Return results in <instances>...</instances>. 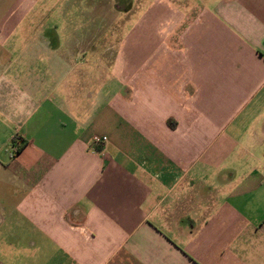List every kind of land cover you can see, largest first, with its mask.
I'll return each instance as SVG.
<instances>
[{
    "label": "crops",
    "instance_id": "crops-1",
    "mask_svg": "<svg viewBox=\"0 0 264 264\" xmlns=\"http://www.w3.org/2000/svg\"><path fill=\"white\" fill-rule=\"evenodd\" d=\"M39 1L0 0V264H264V0H150L116 49Z\"/></svg>",
    "mask_w": 264,
    "mask_h": 264
},
{
    "label": "rangeland",
    "instance_id": "rangeland-1",
    "mask_svg": "<svg viewBox=\"0 0 264 264\" xmlns=\"http://www.w3.org/2000/svg\"><path fill=\"white\" fill-rule=\"evenodd\" d=\"M148 1L150 0H40L39 7L37 6V11L31 15L30 20L38 17L37 15L41 14L40 10H42V14L47 15H42L43 17L40 18L60 22L62 12H65L66 22L70 23L66 29H72L73 24L77 23H79L82 33L88 29L96 28L97 34L112 35L110 36L112 48L116 49L118 40H120V30L124 28L121 27L122 21L130 22L142 7L148 5ZM41 5L46 7V11L40 9ZM23 28L19 32L24 30ZM122 35L125 33L123 32Z\"/></svg>",
    "mask_w": 264,
    "mask_h": 264
},
{
    "label": "built area",
    "instance_id": "built-area-1",
    "mask_svg": "<svg viewBox=\"0 0 264 264\" xmlns=\"http://www.w3.org/2000/svg\"><path fill=\"white\" fill-rule=\"evenodd\" d=\"M108 143L107 136H94L91 140V152L92 154L101 153L104 146Z\"/></svg>",
    "mask_w": 264,
    "mask_h": 264
}]
</instances>
